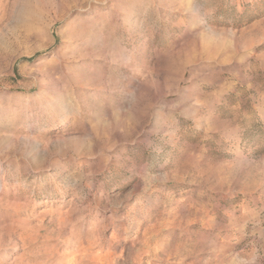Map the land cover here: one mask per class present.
Returning <instances> with one entry per match:
<instances>
[{
  "label": "rangeland",
  "instance_id": "obj_1",
  "mask_svg": "<svg viewBox=\"0 0 264 264\" xmlns=\"http://www.w3.org/2000/svg\"><path fill=\"white\" fill-rule=\"evenodd\" d=\"M0 264H264V0H0Z\"/></svg>",
  "mask_w": 264,
  "mask_h": 264
},
{
  "label": "bare ground",
  "instance_id": "obj_2",
  "mask_svg": "<svg viewBox=\"0 0 264 264\" xmlns=\"http://www.w3.org/2000/svg\"><path fill=\"white\" fill-rule=\"evenodd\" d=\"M7 57V54L4 49H0V62Z\"/></svg>",
  "mask_w": 264,
  "mask_h": 264
}]
</instances>
